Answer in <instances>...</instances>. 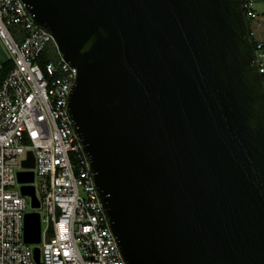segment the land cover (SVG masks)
Wrapping results in <instances>:
<instances>
[{
  "label": "water",
  "instance_id": "water-1",
  "mask_svg": "<svg viewBox=\"0 0 264 264\" xmlns=\"http://www.w3.org/2000/svg\"><path fill=\"white\" fill-rule=\"evenodd\" d=\"M21 1L77 70L68 112L124 262L264 264V81L241 1Z\"/></svg>",
  "mask_w": 264,
  "mask_h": 264
},
{
  "label": "built area",
  "instance_id": "built-area-1",
  "mask_svg": "<svg viewBox=\"0 0 264 264\" xmlns=\"http://www.w3.org/2000/svg\"><path fill=\"white\" fill-rule=\"evenodd\" d=\"M240 1L264 81V11L256 9L264 0ZM0 44L12 63L0 86V264H38L35 248L39 264H126L68 112L77 70L21 0H0ZM50 45L58 61L42 67ZM29 152L34 169L23 167ZM29 172L34 182L20 183L19 173ZM24 186L34 187L38 208ZM29 213L40 216L39 244L25 241Z\"/></svg>",
  "mask_w": 264,
  "mask_h": 264
},
{
  "label": "trees",
  "instance_id": "trees-1",
  "mask_svg": "<svg viewBox=\"0 0 264 264\" xmlns=\"http://www.w3.org/2000/svg\"><path fill=\"white\" fill-rule=\"evenodd\" d=\"M55 54V55H54ZM56 56L55 48L53 45H50L47 47L45 50L41 60L39 61L41 66H44V64L49 63L50 61H53L52 58ZM57 57V56H56ZM12 68V63L11 62H6L0 67V86L3 84L5 81L6 77L8 76L10 70Z\"/></svg>",
  "mask_w": 264,
  "mask_h": 264
},
{
  "label": "rangeland",
  "instance_id": "rangeland-1",
  "mask_svg": "<svg viewBox=\"0 0 264 264\" xmlns=\"http://www.w3.org/2000/svg\"><path fill=\"white\" fill-rule=\"evenodd\" d=\"M256 9H257V11L260 13V12H262V11H264V4H258L257 6H256ZM55 55V54H54ZM53 55V56H54ZM52 60L53 61H50V62H52V63H57V61H58V59H57V57L56 56H54L53 58H52ZM40 64V63H39ZM43 67V66H42ZM42 188H43V185H42V183L39 181V183H38V189H39V193L41 192V190H42Z\"/></svg>",
  "mask_w": 264,
  "mask_h": 264
}]
</instances>
